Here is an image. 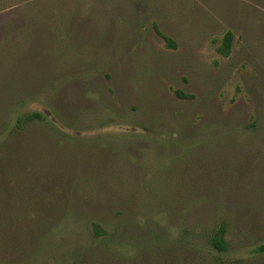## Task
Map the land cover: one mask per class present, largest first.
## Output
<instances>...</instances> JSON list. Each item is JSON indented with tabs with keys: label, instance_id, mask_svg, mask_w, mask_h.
I'll return each instance as SVG.
<instances>
[{
	"label": "rangeland",
	"instance_id": "1",
	"mask_svg": "<svg viewBox=\"0 0 264 264\" xmlns=\"http://www.w3.org/2000/svg\"><path fill=\"white\" fill-rule=\"evenodd\" d=\"M263 246L264 0H0V264Z\"/></svg>",
	"mask_w": 264,
	"mask_h": 264
},
{
	"label": "trees",
	"instance_id": "2",
	"mask_svg": "<svg viewBox=\"0 0 264 264\" xmlns=\"http://www.w3.org/2000/svg\"><path fill=\"white\" fill-rule=\"evenodd\" d=\"M157 31L163 36L164 39L167 40V42L169 44L174 45L173 40L170 36L163 33L159 28H157ZM233 38H234L233 32L228 31L225 34L222 42L217 46V50L221 54L228 56L232 51ZM178 94L180 96H190L189 94L184 93L182 91H178ZM41 118H42V115L39 112H34V113L28 115L25 119L28 121H31L33 119H41ZM97 231H98L97 233H99V234L102 233L101 230H97ZM210 243H211L212 248L218 252H224L227 250L228 243H227V239H226V224H221L218 231L211 237ZM262 248H264V246ZM211 263L212 264H225V261L221 257L218 256V257H212Z\"/></svg>",
	"mask_w": 264,
	"mask_h": 264
}]
</instances>
